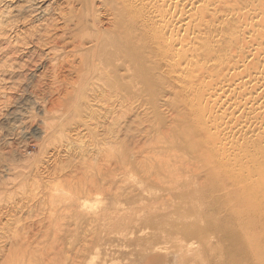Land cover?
I'll return each instance as SVG.
<instances>
[{
	"label": "rangeland",
	"instance_id": "374dc122",
	"mask_svg": "<svg viewBox=\"0 0 264 264\" xmlns=\"http://www.w3.org/2000/svg\"><path fill=\"white\" fill-rule=\"evenodd\" d=\"M112 1L0 0V264L25 238L31 264L221 259L194 226L215 181L189 102L149 47L157 33L146 42ZM260 135L234 140L260 150Z\"/></svg>",
	"mask_w": 264,
	"mask_h": 264
},
{
	"label": "bare ground",
	"instance_id": "6f19581e",
	"mask_svg": "<svg viewBox=\"0 0 264 264\" xmlns=\"http://www.w3.org/2000/svg\"><path fill=\"white\" fill-rule=\"evenodd\" d=\"M113 1L146 42L157 33L149 47L154 56L163 53L189 102L195 151L215 181V191L200 196L203 211L194 221L195 227L204 221L215 238L198 244L220 254L217 264H264V0ZM243 129L261 133L260 150L238 145L234 138ZM11 171L0 161V176ZM20 247L11 251L12 262L6 256L1 264H31L30 238Z\"/></svg>",
	"mask_w": 264,
	"mask_h": 264
}]
</instances>
